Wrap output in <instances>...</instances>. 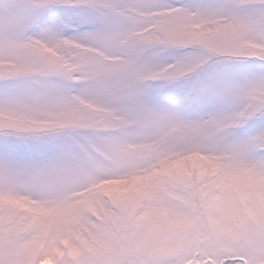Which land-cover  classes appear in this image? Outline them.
I'll return each instance as SVG.
<instances>
[{
    "label": "snow or ice",
    "instance_id": "snow-or-ice-1",
    "mask_svg": "<svg viewBox=\"0 0 264 264\" xmlns=\"http://www.w3.org/2000/svg\"><path fill=\"white\" fill-rule=\"evenodd\" d=\"M0 264H264V0H0Z\"/></svg>",
    "mask_w": 264,
    "mask_h": 264
}]
</instances>
